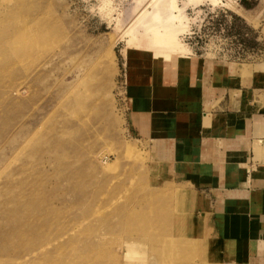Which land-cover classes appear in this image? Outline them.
<instances>
[{"label": "rangeland", "instance_id": "obj_1", "mask_svg": "<svg viewBox=\"0 0 264 264\" xmlns=\"http://www.w3.org/2000/svg\"><path fill=\"white\" fill-rule=\"evenodd\" d=\"M149 1L27 0L23 34L40 30L44 39L38 48L10 42L0 60L11 66L0 73V264H35L43 247L62 250L60 264H224L197 227L186 188L167 180L155 140L133 129L137 52L151 55L126 31ZM177 3L190 55L264 90V0ZM12 6L0 0V21ZM36 11L45 18L28 16Z\"/></svg>", "mask_w": 264, "mask_h": 264}, {"label": "crops", "instance_id": "obj_2", "mask_svg": "<svg viewBox=\"0 0 264 264\" xmlns=\"http://www.w3.org/2000/svg\"><path fill=\"white\" fill-rule=\"evenodd\" d=\"M137 57L134 132L155 140L167 180L188 191V208L216 258L264 264L261 84L237 83L236 69L192 55L161 65Z\"/></svg>", "mask_w": 264, "mask_h": 264}, {"label": "bare ground", "instance_id": "obj_3", "mask_svg": "<svg viewBox=\"0 0 264 264\" xmlns=\"http://www.w3.org/2000/svg\"><path fill=\"white\" fill-rule=\"evenodd\" d=\"M197 1H200V0H187L188 3H191V2H195L197 3ZM194 3V4H195ZM29 2H27V0H15V6L13 8H11L10 10H7L9 11V13H6L8 14L7 17L0 21V27L3 26L4 30H2V33L0 34V60H4V59H7V56H5L6 52L5 50H7V46L9 45L10 42H15L17 40H20V41H17V42H20L22 44H25L30 47V48H38L39 47V43L42 42L43 43V39H44V34H40V30L39 31H33L34 33H29L28 35L27 34H23V28L21 27V23L24 21L25 17L22 15V11L27 8L29 6ZM37 6V4H36ZM39 8V7H38ZM39 10V9H38ZM40 12H37L34 13V14H29L28 13V16H34V17H37L41 20H43L45 17L40 13ZM38 14V15H37ZM37 15V16H36ZM49 18V16H48ZM38 19V20H39ZM47 19V18H46ZM6 20H9V23L6 21ZM40 20V21H41ZM51 22L50 19L47 20V23ZM52 24V23H51ZM50 24V25H51ZM8 25V26H7ZM48 25V24H47ZM6 26V27H5ZM8 27V28H7ZM49 27V25H48ZM187 29V23H186V20H185V16H184V13H183V9L182 7H179L178 3H177V0H150L146 6V8H144L135 18L134 20L132 21L130 27L127 29L126 31V34L128 36V40L131 42L132 45H134L135 47H137L141 52L143 53H149L151 55V59L155 60V63L157 64L158 62L161 63V64H164L166 61L168 62L169 60H172L173 59V56L180 60L181 58L184 59L186 57H189L190 56V53H189V48L180 40L179 36L181 33L185 32ZM10 30L13 32H10ZM46 34L49 33V29H46ZM41 32H45V31H41ZM36 37V38H35ZM36 39V40H34ZM33 41L36 43L33 44ZM29 42V43H28ZM23 46L24 48V45H21ZM16 47V46H15ZM13 48V47H12ZM11 49V48H10ZM29 50V49H28ZM40 50V49H39ZM34 51V50H33ZM38 51V50H37ZM5 53V54H4ZM26 53V52H25ZM28 53V52H27ZM31 53V52H30ZM31 55V54H30ZM4 56V59L1 58ZM157 58H162V62L160 61H157ZM12 59V58H10ZM9 59V60H10ZM7 60V62L9 61ZM10 62V61H9ZM184 62V61H183ZM182 62V63H183ZM171 63V62H170ZM173 63V62H172ZM159 64V65H161ZM174 64V63H173ZM8 65V64H6ZM4 65V66H6ZM158 65V64H157ZM1 66V65H0ZM11 67V66H10ZM10 67H6V68H10ZM172 67V66H171ZM6 68L4 67H0V73H3L4 74H7L5 73V70ZM167 69V68H166ZM169 69V67H168ZM175 69V68H174ZM173 70V69H172ZM167 71V70H166ZM170 72V71H169ZM166 73V72H165ZM172 74V72H171ZM174 74V73H173ZM157 75H160L159 72ZM169 75V73H168ZM162 77V76H161ZM167 77V76H166ZM165 78V77H164ZM170 78V77H169ZM169 82V81H168ZM166 83V82H165ZM14 93V92H13ZM5 95V94H4ZM6 96V95H5ZM3 96L2 94V97H5ZM1 97V98H2ZM0 98V100H1ZM148 111V110H147ZM169 196V195H168ZM150 197V196H149ZM148 197V198H149ZM20 200V199H19ZM18 202L20 203L21 201ZM17 201L15 202L14 206L19 204ZM147 203L148 202V199L146 201ZM110 203V202H109ZM146 203V204H147ZM153 203V202H152ZM185 203V202H184ZM160 205V204H158ZM115 207V206H114ZM114 207H111L114 208ZM124 207V206H123ZM88 208V207H86ZM169 208V207H168ZM173 209V208H172ZM116 212H117V209H115ZM120 210V209H118ZM131 210V209H130ZM88 212V211H87ZM122 212V211H121ZM112 213V211L110 212ZM113 214V213H112ZM131 215H133L134 213H130ZM111 215V214H110ZM124 215V213H123ZM10 216V215H9ZM128 216V215H127ZM90 217V216H89ZM129 217V216H128ZM127 217V218H128ZM96 218V217H95ZM124 218V221L126 222L125 220V217ZM122 218V219H123ZM134 218V217H132ZM18 219V218H17ZM52 219V218H51ZM129 219H127L128 221ZM91 221V220H90ZM132 221V220H131ZM105 222V221H104ZM129 222V221H128ZM42 223V222H41ZM92 223V222H91ZM102 223V222H101ZM127 223V222H126ZM104 224V223H103ZM20 225V224H19ZM41 225V224H40ZM92 225V224H91ZM117 225V224H116ZM128 225H131V224H127ZM145 226V223L143 224ZM22 226V225H21ZM124 224H123V227L122 229H124ZM132 226V225H131ZM139 226V225H138ZM143 226V227H144ZM51 227V225H50ZM57 227V225H56ZM107 227V226H106ZM109 227V226H108ZM107 227V228H108ZM114 227V226H113ZM141 227V226H140ZM139 227V228H140ZM142 227V228H143ZM131 228V227H130ZM138 228V227H137ZM149 228V226L147 227V229ZM165 228V226H164ZM164 228H162L164 230ZM41 229V228H38V230ZM60 229V228H59ZM98 229V228H97ZM125 229H128V228H125ZM135 229V228H134ZM146 229V227H145ZM17 230H20V229H17ZM130 229H128L129 231ZM36 231H37V228H36ZM96 231V230H95ZM127 231V230H126ZM136 231V230H135ZM139 231V229L137 230V232ZM147 231V230H146ZM151 231V230H150ZM17 231L15 230V233ZM61 232V230H60ZM41 233V231H40ZM44 233V232H42ZM100 233V232H99ZM144 233V232H142ZM141 233V234H142ZM146 233V232H145ZM149 233V232H148ZM162 233V232H161ZM17 234V233H16ZM15 234V235H16ZM21 232L19 231V233L16 235V238H18V236H20ZM52 233H50L49 235L51 236ZM6 235V234H5ZM25 235V234H24ZM38 235V234H37ZM99 235V234H98ZM144 235V234H143ZM148 235V234H147ZM155 235V234H154ZM162 235V234H161ZM165 235V234H164ZM29 236V235H28ZM146 236V235H145ZM158 236V235H157ZM32 237V236H31ZM37 237V236H35ZM49 238V236H47ZM46 237V238H47ZM57 237V236H55ZM95 237V236H94ZM135 237V236H134ZM6 238V237H4ZM14 238V239H16ZM29 238V237H28ZM27 238V239H28ZM40 238V236H39ZM45 238V239H46ZM46 241H50V239ZM142 238H144L142 236ZM149 238V236H148ZM179 238V237H178ZM20 239V237L18 238ZM23 239V238H21ZM37 239V238H36ZM94 239V238H93ZM168 239V238H167ZM166 239V240H167ZM25 240V239H24ZM28 240H31V238H29ZM32 240H35L34 237L32 238ZM42 240V239H41ZM131 240V239H130ZM22 243L23 241L20 240ZM20 241H17L18 242V245H20ZM26 241V240H25ZM37 241V240H36ZM35 241V242H36ZM39 241V239H38ZM45 240L44 241H41V242H37L39 245L41 244H47ZM54 241V240H53ZM86 241V240H85ZM103 241V240H102ZM108 241V240H107ZM123 241V240H122ZM136 241V240H134ZM139 241V240H138ZM15 242V241H14ZM27 242V241H26ZM32 242V241H31ZM51 242V241H50ZM48 242V243H50ZM141 242V241H140ZM33 244H35L34 242H32ZM31 243V244H32ZM94 243V242H93ZM180 243H183L182 241ZM187 243V242H186ZM27 244V243H25ZM32 244V245H33ZM37 244V245H38ZM169 244V243H168ZM28 245V244H27ZM26 245V246H27ZM30 245V244H29ZM38 245V246H39ZM41 245V246H43ZM51 245V244H50ZM54 245V244H53ZM94 245V244H93ZM156 245V244H155ZM154 245V246H155ZM23 247L25 245H22ZM37 246V247H38ZM47 246V245H46ZM58 246V245H56ZM66 246V245H65ZM82 246V245H81ZM31 247V246H30ZM33 247V246H32ZM36 247V244H35V248L34 249H28L30 252H38V247ZM55 247V246H54ZM90 247V246H89ZM25 248V247H24ZM43 248H46V247H43ZM42 248V249H43ZM22 249V248H20ZM40 250L38 252L37 255H34V258L36 259H33L35 264H60L59 263V258H56L60 255V252L59 251H62L60 250L59 248L56 250H50V249H53V248H50V249H44V250ZM83 249V248H82ZM156 249V247H154V250ZM169 249V247H168ZM167 249V250H168ZM54 251L58 254L56 256V254L54 253ZM169 251V250H168ZM9 252H13L9 250ZM47 252V253H46ZM92 252V251H91ZM90 253V252H89ZM99 253V252H98ZM21 257H19L18 259L24 257V258H27L23 255V252H20L18 253ZM55 254V255H54ZM17 255V254H16ZM85 255V254H84ZM100 255V254H98ZM103 255V254H102ZM100 255V256H102ZM95 256V255H94ZM97 256V255H96ZM88 257V256H86ZM99 257V256H98ZM171 257V256H170ZM168 257V258H170ZM69 258V257H68ZM94 258V257H93ZM162 258V257H161ZM160 258V259H161ZM159 259V260H160ZM32 260V259H31ZM91 260V259H90ZM96 260V259H95ZM62 262V261H61ZM102 262V261H101ZM100 261H96L95 264H106V263H101ZM165 262L168 263V261L165 260ZM63 263V262H62ZM88 263V262H87ZM170 263V262H169ZM20 264V263H19ZM34 264V263H33ZM82 264H86V263H82Z\"/></svg>", "mask_w": 264, "mask_h": 264}]
</instances>
